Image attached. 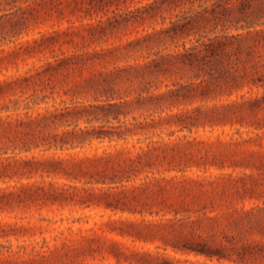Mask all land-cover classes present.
Masks as SVG:
<instances>
[{
  "label": "trees",
  "instance_id": "16d2710c",
  "mask_svg": "<svg viewBox=\"0 0 264 264\" xmlns=\"http://www.w3.org/2000/svg\"><path fill=\"white\" fill-rule=\"evenodd\" d=\"M37 2L0 0V239L10 240L0 242V264H35L58 243L70 249L76 245L78 252L100 248L105 239L92 226L74 231L32 219L42 209L69 203L112 213L155 214L171 226L163 249L228 257L217 222L229 220V175L220 173L226 180L218 187L211 174L185 172L229 169V138L199 130L229 124V107L220 100L229 97L231 88L264 85L255 78L229 81V74L241 73L240 61L242 75L257 68L250 43L239 33L221 32L151 53L155 42L148 39L150 33L141 34L127 43L131 54L107 48L103 56L94 51L101 57H75L98 67V79L68 85L65 79L74 75L75 59L55 54L51 39L40 41L46 33L22 40L35 23ZM159 4L154 0L128 9L117 24L142 23ZM198 17L215 24L229 21V0H215L210 15L198 11L171 21L164 37L187 31ZM43 43L52 56L24 67L28 58L39 60ZM136 55L140 61L126 63ZM110 60L124 63L99 69ZM190 104L198 105L187 109ZM185 129L189 133L178 134ZM37 177H48L55 185L35 186L37 179H30ZM114 222L105 223L115 225L109 231L129 235ZM108 249L115 264H209L167 252L128 254L114 240Z\"/></svg>",
  "mask_w": 264,
  "mask_h": 264
},
{
  "label": "rangeland",
  "instance_id": "374dc122",
  "mask_svg": "<svg viewBox=\"0 0 264 264\" xmlns=\"http://www.w3.org/2000/svg\"><path fill=\"white\" fill-rule=\"evenodd\" d=\"M152 1L154 0H38L34 4L35 23L31 22L28 34L24 35L22 40L32 37L39 38L40 34L46 33L44 39L40 41L51 39L55 54L58 56L64 54V57L68 59H75L72 71L74 75L65 79L67 84L71 85L73 81L86 83L89 77L98 79L96 74L98 67L85 66L75 57L78 59L88 57L90 60L91 54L96 55L95 50L103 56L107 48H113L117 55L131 54L132 49L127 43H133L134 39L141 34L150 33L148 39L155 42L149 50L151 53L158 50L166 53L176 46H181L182 43L194 42L201 36L221 32L239 33L241 40L250 43L253 48L255 52L253 60L257 68H252V72L248 75H242L243 69L240 61L238 65L241 64V73L235 70L234 74H229V81L239 78H255L257 83L264 82V0H243L241 2L240 0H229V21L215 24L213 20L207 21L198 17L193 20V26L187 31L169 37L164 36L167 34L166 30L172 25L171 21L180 22L178 18L181 16L198 11L210 15V9L215 0H158L160 4L155 9L157 12L151 18L142 23L128 21L117 24L119 20H123L122 16L126 10L148 5ZM256 12L257 15L254 16ZM111 23L114 25L111 26ZM215 25L216 28H214ZM100 26H105V28L101 29ZM168 32L172 33V31ZM41 47L38 53L39 60L28 58L24 67H30L32 62L36 65L41 64L46 58L52 56L44 43ZM100 55L96 56L101 57ZM243 58L244 55H242V60ZM126 60V63L133 60L138 62L141 58L136 55ZM123 63L124 61L115 63L111 60L105 61L99 69L105 72L114 65L121 66ZM231 90L229 97L223 96L220 100L229 107V124L199 130V134L218 136L222 139L229 138V169L216 171L210 169L206 172L193 169L185 172L189 176L196 173L211 174L213 179L218 181V187L226 180L220 176V173L229 175V220L223 223L217 222L220 224L219 232L222 236L225 235L223 239L220 235L219 237L228 248V257L220 260L214 257L208 259L203 255L175 254L170 248L163 249L164 238L171 232L169 231L171 226L155 214H130L120 211L112 213L100 207L82 208L80 205L69 203L61 208L54 205L49 211L42 209L40 214L33 215L32 219L53 223L58 229L71 227L74 231L78 227L92 226L96 229V233L102 234L105 239L104 243L102 242L100 248L92 245L83 252H78L76 245H72L70 249L58 243L56 247L51 246L46 250L45 257L36 258L35 264H115V259L108 249L113 240L123 252L128 254L132 251L167 252L170 255L187 256L209 264H264V85L262 87L253 86L251 90L247 85L237 90L231 88ZM79 100L75 98L73 101ZM195 105H187V109H192ZM173 110L178 109L173 108ZM192 114L198 115L199 113L192 112ZM183 133H189L188 129L179 131L178 134ZM34 179H37L34 185L43 189L50 188L49 182L55 185L54 180L48 177H37L30 180ZM58 181L65 182L66 180L59 179ZM192 218L194 217L190 219ZM109 221H116L114 223L118 225L117 228L122 227V230L129 235L121 236L109 231L110 227L115 226H106L105 223ZM135 236L142 237L136 239ZM35 239L39 240L38 237ZM0 242L8 244L10 240L0 239ZM11 242L15 243L14 239Z\"/></svg>",
  "mask_w": 264,
  "mask_h": 264
}]
</instances>
